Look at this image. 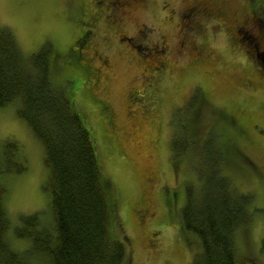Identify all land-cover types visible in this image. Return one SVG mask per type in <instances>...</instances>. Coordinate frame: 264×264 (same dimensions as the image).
I'll list each match as a JSON object with an SVG mask.
<instances>
[{
	"label": "rangeland",
	"instance_id": "1",
	"mask_svg": "<svg viewBox=\"0 0 264 264\" xmlns=\"http://www.w3.org/2000/svg\"><path fill=\"white\" fill-rule=\"evenodd\" d=\"M88 1L0 0V26L12 33L25 56L46 43L65 52L76 39L82 11L96 10L101 23L91 48L108 56L107 66L96 61L101 72L96 95L114 108L110 141L104 138L107 120L86 98L87 83L67 76L61 62L53 79L62 83L90 132L119 225L128 236L129 264L193 262L201 246L182 232L179 211L185 189L199 190L214 164L238 193L251 197L256 210L252 224L238 234L237 252L241 264H257L264 257V77L235 42L233 21L221 15L216 0H122L108 22L107 5L98 8ZM222 1L236 13L259 4ZM195 5L208 6V12L192 13ZM137 30L164 46L158 54L166 68L153 74L135 64L138 53L120 44L118 32L133 36ZM130 56L136 58L128 61ZM148 56L153 65L156 58ZM131 92L147 95L146 101L133 109ZM15 104L0 107V145L15 142L26 169L2 175L1 183L10 219L8 242L23 251L31 241L14 235L20 217L36 213L43 227L53 221L41 144L17 116Z\"/></svg>",
	"mask_w": 264,
	"mask_h": 264
},
{
	"label": "trees",
	"instance_id": "2",
	"mask_svg": "<svg viewBox=\"0 0 264 264\" xmlns=\"http://www.w3.org/2000/svg\"><path fill=\"white\" fill-rule=\"evenodd\" d=\"M91 1L98 8L107 5L104 13L107 22L112 17L109 13L118 10L110 0H89L88 5ZM216 1L220 14L233 21L238 47L245 56L252 58L264 77V0H254L259 4H251L249 10L240 13L231 11L222 0ZM195 6L190 7L194 14L208 12L207 5V8ZM82 12L90 21V26L86 25V39L79 42L76 37L65 52L46 43L37 52L25 56L12 33L0 26V107L16 102L17 116L29 125L41 144L47 169L44 189L49 194L53 221L52 226L43 227L38 214L21 216L20 225L13 232L17 239L28 238L30 246L17 251L8 242L10 219L4 206L6 189L1 183L2 175L25 170L26 161L15 142L5 141L0 145V264H129L128 236L119 225L113 197L109 194V179L102 175L90 132L72 106L62 83L53 79L55 66L61 62L67 76L75 82L96 83L94 91L91 84L87 85L85 94L91 102L90 107L107 120L103 131L104 138L110 141L108 132H112L115 123L114 108L108 99L96 95L101 76L96 61L102 58L106 65L100 62L99 67L107 66L108 56L91 48L101 22L96 10ZM102 18L105 21V17ZM240 18L255 20L256 29L249 26L243 30ZM238 28L241 29L237 31ZM146 37L147 41L143 42L153 46L148 54L163 63L164 67L160 68H166L165 60L158 54L164 46L159 43L157 45L162 47H157ZM85 54L91 56L88 65L82 64ZM147 56L145 59L152 65V59ZM156 65L155 61L152 66ZM91 91L95 94L92 98ZM143 97L140 96L142 101H146L147 95ZM131 104L135 109V105L141 103ZM209 173L199 190L190 186L185 189L184 203L179 211L182 232L192 234L201 246L200 253L190 264H241L237 237L252 224L256 209L250 207L251 197L238 193L216 164ZM261 247L262 252L264 240ZM259 262L257 264H264V257Z\"/></svg>",
	"mask_w": 264,
	"mask_h": 264
},
{
	"label": "flooded vegetation",
	"instance_id": "3",
	"mask_svg": "<svg viewBox=\"0 0 264 264\" xmlns=\"http://www.w3.org/2000/svg\"><path fill=\"white\" fill-rule=\"evenodd\" d=\"M110 2L113 4L114 8L118 9L119 6L122 4V0H110ZM121 9V8H120ZM120 9L118 11H120ZM82 15H83V12H82ZM85 16H83V21H84V24H81V26L78 28L79 30H77V38H79V42L83 41L86 39V35H87V27L86 25L89 27L90 26V21L88 18H86ZM256 21H252V20H246L245 18L242 19L240 18V26L244 29H246V27H252V29H256L255 25L257 23H255ZM241 29V28H238L237 31ZM118 35H121L118 39V41L120 42V44H125V45H128V49L129 50H132L133 52H135L138 56V58H136L135 56H130L129 58H127L128 61H130L131 59L134 60V58H136L134 60L135 64H140L141 68L147 72H151L154 74V71H157L160 67H164L162 66L161 63L160 64V61H157L156 60V63L157 65L156 66H152V65H149L148 64V60L145 59V56L148 55V52L151 50L152 51V47L153 46H150L148 45V43H145L143 42L145 39V36L146 34L144 33H141L140 31H136V34H134L133 36H129V35H125L124 32H118ZM66 51V50H65ZM119 51H121L119 49ZM150 51V52H151ZM122 52V51H121ZM99 54H97L94 58H97ZM148 57V56H147ZM91 61V56L88 55L86 56V54L84 55V62L86 65L90 64L88 62ZM106 60L100 58V62L101 63H105L106 65ZM99 62V61H98ZM99 62V63H100ZM87 85L91 84L92 86V90L94 91V88H93V85L96 84L94 81H91V82H86ZM95 94L91 91L90 93V97L92 98ZM128 99H130L131 102H133V104H136V103H142V98H140V96L138 94H135L133 92H131L129 95H128ZM144 99V97H143ZM137 106V104L135 105V107ZM105 110L107 109L106 107H104Z\"/></svg>",
	"mask_w": 264,
	"mask_h": 264
}]
</instances>
